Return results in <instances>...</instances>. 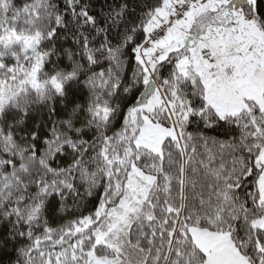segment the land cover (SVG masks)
Here are the masks:
<instances>
[{
	"label": "snow or ice",
	"instance_id": "obj_1",
	"mask_svg": "<svg viewBox=\"0 0 264 264\" xmlns=\"http://www.w3.org/2000/svg\"><path fill=\"white\" fill-rule=\"evenodd\" d=\"M0 264H264V0H0Z\"/></svg>",
	"mask_w": 264,
	"mask_h": 264
}]
</instances>
